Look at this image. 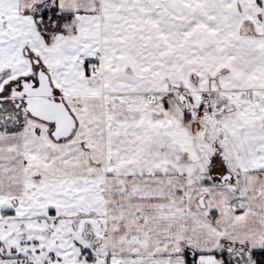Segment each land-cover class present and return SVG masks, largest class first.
<instances>
[{"label": "snow or ice", "instance_id": "1", "mask_svg": "<svg viewBox=\"0 0 264 264\" xmlns=\"http://www.w3.org/2000/svg\"><path fill=\"white\" fill-rule=\"evenodd\" d=\"M0 264H264V0H0Z\"/></svg>", "mask_w": 264, "mask_h": 264}]
</instances>
